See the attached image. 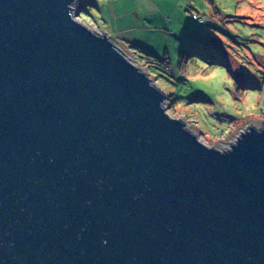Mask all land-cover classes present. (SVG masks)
<instances>
[{
    "label": "water",
    "instance_id": "obj_1",
    "mask_svg": "<svg viewBox=\"0 0 264 264\" xmlns=\"http://www.w3.org/2000/svg\"><path fill=\"white\" fill-rule=\"evenodd\" d=\"M77 1L0 0V264H264V122L204 145Z\"/></svg>",
    "mask_w": 264,
    "mask_h": 264
},
{
    "label": "rangeland",
    "instance_id": "obj_2",
    "mask_svg": "<svg viewBox=\"0 0 264 264\" xmlns=\"http://www.w3.org/2000/svg\"><path fill=\"white\" fill-rule=\"evenodd\" d=\"M73 9L143 67L167 96L166 114L204 145L223 151L263 127L264 0H78Z\"/></svg>",
    "mask_w": 264,
    "mask_h": 264
},
{
    "label": "built area",
    "instance_id": "obj_3",
    "mask_svg": "<svg viewBox=\"0 0 264 264\" xmlns=\"http://www.w3.org/2000/svg\"><path fill=\"white\" fill-rule=\"evenodd\" d=\"M192 17H193V19H197V17L194 14L192 15Z\"/></svg>",
    "mask_w": 264,
    "mask_h": 264
},
{
    "label": "trees",
    "instance_id": "obj_4",
    "mask_svg": "<svg viewBox=\"0 0 264 264\" xmlns=\"http://www.w3.org/2000/svg\"><path fill=\"white\" fill-rule=\"evenodd\" d=\"M133 61H134V59H132ZM166 61V60H165ZM140 67H142V66H140ZM143 68V67H142ZM146 68V67H145ZM167 68V67H166ZM167 71V70H166Z\"/></svg>",
    "mask_w": 264,
    "mask_h": 264
},
{
    "label": "crops",
    "instance_id": "obj_5",
    "mask_svg": "<svg viewBox=\"0 0 264 264\" xmlns=\"http://www.w3.org/2000/svg\"><path fill=\"white\" fill-rule=\"evenodd\" d=\"M99 32V31H98ZM103 33V32H102Z\"/></svg>",
    "mask_w": 264,
    "mask_h": 264
}]
</instances>
